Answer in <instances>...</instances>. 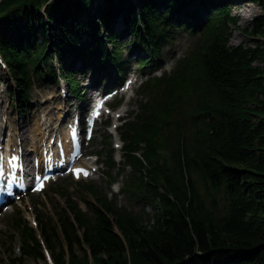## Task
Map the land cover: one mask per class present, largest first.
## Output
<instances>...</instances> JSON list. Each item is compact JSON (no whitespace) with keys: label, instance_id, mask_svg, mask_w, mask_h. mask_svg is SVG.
Here are the masks:
<instances>
[{"label":"trees","instance_id":"obj_1","mask_svg":"<svg viewBox=\"0 0 264 264\" xmlns=\"http://www.w3.org/2000/svg\"><path fill=\"white\" fill-rule=\"evenodd\" d=\"M240 1L264 9V0ZM238 3L0 0V54L19 109L34 78L63 77L76 98L77 73L88 69L111 66L120 83L128 36L145 50L138 66L151 69L137 109L117 127L122 160L111 147L105 164L110 186L117 168L127 175L120 191L150 205L152 219L144 223L87 182L91 214L67 197L56 221L40 218L36 228L16 218L19 254L6 264L46 261L44 245L54 264H264V51L230 44L238 16L228 7ZM177 30L197 38L170 72L153 75ZM249 30L264 36V14ZM61 187L54 182L51 192L66 196Z\"/></svg>","mask_w":264,"mask_h":264},{"label":"rangeland","instance_id":"obj_2","mask_svg":"<svg viewBox=\"0 0 264 264\" xmlns=\"http://www.w3.org/2000/svg\"><path fill=\"white\" fill-rule=\"evenodd\" d=\"M228 8L234 15L238 16L237 26L235 27L234 25H231L230 44H243L245 46H252L258 48L260 51H264V36L254 35L250 33L249 30V27H252L253 20L258 16L264 14V9L257 3L246 2H243V4L241 3L240 6L231 5ZM246 12L249 13V16L247 18H245ZM113 29L116 31H121V22L119 23L118 21L117 23H115L113 25ZM196 38L197 35H191L189 31L177 30L173 42L168 43L163 50V56L161 57V61L163 63L162 67L152 74L159 75L164 71L170 72L175 67L178 59L185 56L191 49ZM133 42L134 38L132 36H128L123 40L126 48L123 49L122 55L123 58H125L128 62V69L124 72V77L126 79L127 77H136V81L134 82V84H132L131 91L121 98V104L116 110H113L112 113H109V109H106L105 115L101 118L100 122L97 123V130L92 141L84 147V150L86 151L101 153L100 160L95 154L90 156L89 158L82 160L83 163H86L91 168H93L94 172L90 177H82L79 180H76L70 174H64L56 181L50 182L48 186L40 193H28V195L26 197H23L20 202H13L12 210L1 212L0 264H6V262L14 257H17L19 254L18 247L20 245V237L14 229V222L16 218L19 219V217H22L23 220L29 221L30 224L35 227L36 215H38V220L41 218L42 221H47L48 219L49 221H51L53 218L56 221V213L57 211H61L63 207H65L67 197H69L71 200L77 201L83 211L91 214L88 205L85 203V199L87 201L93 202L92 196L90 194H87L84 188V184L87 182L94 183V185L98 186L102 193L107 195L109 199L115 200L117 206L125 207L127 210L140 217L144 223H147L148 219H152L154 209L150 205L146 204L142 200L136 201L128 194L120 191V187L127 180V175H119L118 169L113 168L112 175L116 178V181L111 183V186L110 177L106 175L109 168L107 167V164H105V161L107 160L105 150L114 147V160L116 162H120L121 160L120 147L116 145V142L119 141V143L121 144V141L118 138L119 135L116 130L114 131V124H121L120 116L126 115L129 110L134 111L137 109V99L140 98L138 93H141V90L138 89V86L140 82L145 79V75L151 70L146 69L143 71L141 70L140 66H138L137 63L139 61V58L145 57L146 53L143 48L132 46ZM73 64L75 66V69L82 67V64L78 60H74ZM258 64L262 65L261 62H258ZM108 70L109 72L112 71L111 66L104 68V70L102 71H92L88 69V71H85V73H77V79L81 81V83L79 84V89L82 93V96L79 98H76L70 93L63 77L58 76L57 82L52 80L51 78L42 80L34 78L30 87L29 100L22 107V109H19L20 107L18 106L15 95L11 96L7 88L6 81L7 79H10L8 71L7 69L0 68V100H3L1 104L0 117L3 114L2 118L4 119L5 123L3 127L4 135L2 136L7 139L11 133V129H14L15 126H23V130L27 131L29 138L27 140L26 147L27 149H29L32 157L37 152L40 153L41 144L37 143L34 150L32 140V138L35 136L34 134L36 133L35 130L37 129V127L39 125H42L43 122H47L46 117H52V125L56 124L57 122L59 124L60 120L58 121L57 115L65 111L67 106H70L69 102H72L71 109H73L74 113L76 106H80L81 104H83L82 101L84 97V91L82 88L89 82V77H95L99 76V74H103V76L108 75L109 78L107 80H109L113 75L108 73ZM103 80L99 79L96 82L99 86H101ZM121 81L122 83H124V79H121ZM103 86H105L104 83ZM14 88H16L15 85ZM117 97L119 98L120 96ZM90 98H88V101ZM36 105H39L38 109L33 110L34 106ZM51 113L52 115H50ZM8 114L12 116L16 125L10 123V121H7L6 117ZM71 116L72 115H70L64 121V128L71 120ZM107 118H110L111 120V125H108V127L105 126V120ZM129 118L130 115L128 119ZM112 132L115 133V135L112 134ZM36 135L38 134L36 133ZM48 137H50V133L47 134L46 138ZM51 138L52 137H50L49 140H51ZM126 173H129V169ZM57 181L62 182L63 187L61 188L63 189V192L66 196L53 194L51 192V190L53 189H51L53 183ZM24 264L52 263H48L47 260L45 261L43 259H39L36 261L27 259Z\"/></svg>","mask_w":264,"mask_h":264},{"label":"bare ground","instance_id":"obj_3","mask_svg":"<svg viewBox=\"0 0 264 264\" xmlns=\"http://www.w3.org/2000/svg\"><path fill=\"white\" fill-rule=\"evenodd\" d=\"M234 2H240L238 3V5H241L242 2L244 1H240V0H234ZM243 4V3H242ZM249 16V13L246 12L245 14V18H247ZM99 78L101 76H98ZM95 79H97L96 77H89V82L86 84V86H84L82 89L84 91V97H83V104H81L80 106L77 105L76 106V109L75 110H78L80 109L81 107H85L87 106L86 104H89V101H90V95L91 97L93 96L92 95V92L94 90V85H95ZM81 93V92H80ZM82 94V93H81ZM82 96V95H81ZM88 98L89 101H88ZM82 99V98H80ZM3 100H0V112H1V104H2ZM72 102H69V107L67 106V108L65 109V111H63L62 113H60L58 116V121L60 120V123L58 124V122L54 125H52V117L48 118L46 117L47 119V122H43L42 125H43V128H42V125H39L37 127V129L35 130L36 133L38 135H36V133L34 134L35 136L32 138L33 140V146H34V150H35V147H36V144L40 143L41 144V152L43 150V147L45 142H47L49 145V138H46V133H50V136H54V135H58L60 134L62 136V138L65 140V137H68V131L66 132L65 131V128L63 127V124H64V121L70 116L72 115L71 113H73V109H71V105ZM85 104V105H84ZM41 106V105H40ZM39 107V105L37 106H34L33 110H37ZM32 110V111H33ZM5 114V113H4ZM52 115V113L50 114ZM3 116V114H2ZM2 116L0 117V139L2 138V131H3V127H4V119L2 118ZM7 121H10V123H13L15 124L14 122V119L12 118V116H10L9 114L7 115ZM45 123V125H44ZM12 125V124H10ZM16 125V124H15ZM44 131V132H43ZM19 139V140H18ZM28 133L27 131L23 130V126H19V127H14V129H11V133L9 135V137L6 139V142H7V145L10 146V148L12 150H18V147L19 146H22V151H23V158L26 162H31V159H32V154L30 153L29 149H27L26 145H27V140H28ZM4 139H2L0 141V146L3 145L4 143ZM52 145V144H51ZM82 165L84 166H87L86 163H82ZM93 169V168H92Z\"/></svg>","mask_w":264,"mask_h":264}]
</instances>
